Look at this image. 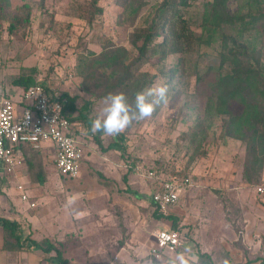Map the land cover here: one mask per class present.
Instances as JSON below:
<instances>
[{
  "label": "rangeland",
  "instance_id": "374dc122",
  "mask_svg": "<svg viewBox=\"0 0 264 264\" xmlns=\"http://www.w3.org/2000/svg\"><path fill=\"white\" fill-rule=\"evenodd\" d=\"M9 1L11 9L26 3L33 8L31 25L17 33L8 31L7 20L0 22V85L15 92V97L23 93L16 81L33 75L53 90L75 96L77 108L85 110L90 103L86 112L92 120L104 107L103 97L123 92L109 76L110 69L101 68L99 73L79 70L81 56L100 53L105 44L127 51L128 62H135L138 69L136 74L147 79L146 87L172 83L173 90L167 106H159L151 118L134 122L116 136L127 139L123 147L109 148L115 137L93 134L82 123L78 134L84 154L76 179L60 175L52 148L35 152L20 171L36 208L29 209L20 197H14L18 194L16 178L0 186V195L4 193L9 203L7 213L21 215L18 224L28 237L61 249L71 264H118L116 258L123 249L134 251L137 230L156 223L148 200L152 182L147 171L164 169L182 171L193 179V186L185 192L190 207L184 214L190 220L182 232H188L190 238L195 228L205 231L215 223L218 231L225 230L220 227L224 222L238 233L230 249L239 250L242 260L247 257L251 250L243 238L239 185L249 187L251 209L263 219L264 195L257 187L264 186V155L262 163H253L246 141L223 134L222 123L228 114L217 112L212 84L218 73L236 68L231 59L223 63L221 56L228 51L242 60L240 69L255 70L264 87V21L241 29L250 14L264 13V0H189L181 8L182 19L200 38L187 52L171 54L165 60L158 55L140 59L133 42L135 27L154 16L165 0ZM215 9L218 16H214ZM219 22L218 31L212 34L210 27ZM172 69L177 71L173 81L169 77ZM230 108L240 113L239 104ZM38 176L44 181L39 182ZM254 199L260 211L254 207ZM261 232L258 244L264 259V222ZM204 240L202 235L199 245ZM229 264H234L232 258Z\"/></svg>",
  "mask_w": 264,
  "mask_h": 264
},
{
  "label": "trees",
  "instance_id": "16d2710c",
  "mask_svg": "<svg viewBox=\"0 0 264 264\" xmlns=\"http://www.w3.org/2000/svg\"><path fill=\"white\" fill-rule=\"evenodd\" d=\"M124 1L123 3H125ZM188 2L189 0H165L163 6L157 10L154 16H149L143 24L135 27L133 42L138 49L140 59L158 55V58L165 60L171 54H183L188 51V48L193 47L192 44L200 37H197L193 31L189 30L190 28L185 25L181 14L182 6L187 5ZM32 12L33 8L30 4L26 3L11 9L9 0H0V22L2 20L8 21V31L10 33H17L19 30L29 27L31 25ZM100 12H102V9H100ZM214 16H218L216 9L214 10ZM248 17L247 21L241 23V29L244 31L249 29L250 26L254 27L255 24L264 21V13H252ZM237 19L233 22L229 20V22L234 23ZM220 23H214L210 27L209 30L212 31V34L218 31ZM102 39L104 38L100 40L102 41ZM221 58L223 63L231 59L236 66L232 72L226 74L218 73L216 80L212 84L217 96V112L219 114H228V118L223 120L222 132L246 141L253 154V163L260 164L264 155V87L260 85L255 70L240 69L243 62L237 54L226 51ZM128 60L129 56L125 49L112 48L105 44L100 53L89 52L86 55H82L79 60V70L99 73L101 68L110 69L111 73L109 76L113 77L114 81L123 87V92L128 96V100H134L135 93L145 89L147 79L142 74H136L138 69L135 67V62L130 63ZM176 72L175 69L169 71V77L172 78V81L175 79ZM35 79L33 75H23L16 82L23 87L24 91ZM171 84H168V96H171L173 92L172 88H170ZM62 95L68 100L65 110L66 114L72 117L74 121L84 123L91 131V119L88 112H86L90 108V103H87V108L83 110L82 107L77 108L75 96L67 92L62 93ZM234 104L241 106L240 113L236 114L231 110L230 107ZM126 143L127 139L124 136L115 137L109 148L123 147ZM24 147L25 162L30 157H33L35 152L41 151L40 149ZM153 170L166 175L178 173L181 176H189L182 171L166 172L164 169ZM60 175L63 176L62 174ZM38 181L43 182L44 177L38 176ZM151 206L155 209L153 212L155 218L170 219L172 224L169 229H178V223L171 213L163 212L153 200ZM0 225L5 229L7 246L11 245L12 248L14 246L19 247L21 235L17 222L9 218L0 217ZM35 244L38 245L36 242ZM41 248L47 252L55 251L54 256L51 257L52 259L57 258L61 264H69L61 249L52 244L41 245ZM202 256L204 257L205 254H202ZM261 264H264V259H262Z\"/></svg>",
  "mask_w": 264,
  "mask_h": 264
},
{
  "label": "built area",
  "instance_id": "2783aa9c",
  "mask_svg": "<svg viewBox=\"0 0 264 264\" xmlns=\"http://www.w3.org/2000/svg\"><path fill=\"white\" fill-rule=\"evenodd\" d=\"M69 75L72 77V72ZM67 102L62 93L39 78L28 85L18 99L0 86V173L12 174L24 164L23 146L41 149L49 143L54 148L58 172L67 178L80 177L84 148L78 131L82 123L66 114ZM147 176L156 183L152 200L165 213L177 205L182 193L193 185L191 176L178 173L166 175L149 169ZM17 188L21 191L19 197L35 207L25 186L19 184ZM257 191L264 195V186H258ZM155 237L157 246L151 250V255L157 264L164 259V251H175L182 244L177 230L159 229Z\"/></svg>",
  "mask_w": 264,
  "mask_h": 264
},
{
  "label": "crops",
  "instance_id": "0c3cea01",
  "mask_svg": "<svg viewBox=\"0 0 264 264\" xmlns=\"http://www.w3.org/2000/svg\"><path fill=\"white\" fill-rule=\"evenodd\" d=\"M3 90L5 91V93L7 92V94L9 95H15L13 94L15 92H9L7 89L4 88ZM16 98L18 99L19 96H16ZM47 146L54 150L53 146L50 145L49 143H45L40 150L42 151L43 148ZM24 148H25L24 146L21 148V153L25 160ZM53 159H54V155H53ZM24 164L12 174H6L3 172L0 173V186L7 181L9 183L10 178L12 177L16 178L17 180H16L15 189L17 190L18 194L15 195L14 197L16 199L17 196L19 197L21 191L18 190L17 186L19 184H23L26 188L27 193L30 196V202L34 201L37 206V202L31 193L30 187L27 185L26 181H23L24 174H22L20 170L24 166ZM151 182L152 185L150 188V195L148 197L150 205L152 202V198H151L152 193L156 189V183L152 179ZM245 188L248 191L247 193L244 191ZM248 189L249 187L248 188L244 187V183H243L241 186L239 185V194H238L239 195L238 200L240 201V206L242 208V212L244 215L243 216L244 222H245V228H244L245 230L243 232V238L245 240V243L248 245L249 249L251 250L248 253L247 257H245L242 260V253L239 250H237L236 252L230 249L231 246L230 243L237 237L238 233L235 232L233 229L230 230V227L226 226L224 222L220 223V227H223L225 230H222L221 228L220 231H218L215 226V224L217 225L218 223H215L212 228L206 229L205 231H202L201 229L198 230L197 228H195L196 230L194 234H192L193 231L190 233L191 234L190 238H188V234H189L188 232L185 233L182 232L183 227L185 226L184 224L187 225V221L190 220L188 216H185L184 214L185 213L184 211H187L190 207V203L187 201L185 197L186 196L185 192H187L188 190L186 189L184 193H182L179 203L174 207H172L168 212L174 216L176 222L178 223L177 231L180 234L182 244L175 251L172 252L164 251L165 258L164 257L163 258L166 260L168 257L174 255L175 253L183 251L185 248H188L190 249V252L188 253L190 264H229L231 258L234 264H261L262 259L260 257L261 251L259 248L260 245L258 244V240L262 236L261 222H264V218L262 219L261 216H258L256 214L258 211L255 212L253 209H251L250 203L252 201L251 199H253L252 198L253 194L251 195L250 190ZM245 194L247 198H244ZM2 195L3 197L0 198L1 201L0 205L3 207V209L0 210V217L9 218L17 222L18 224L20 218H22L20 217L21 215H19L18 217H14L12 214L7 213L6 206H9V203L7 198L5 197V194L2 193ZM20 200L27 205V208L29 209L36 208V206L31 207L29 202L23 201L21 198ZM255 203L256 200L254 199L253 205L256 209L259 210L258 207L259 205ZM246 205H248L249 208ZM151 207L154 212L155 211L154 207L153 206ZM221 210L223 212V209ZM155 219H156V223L153 225V227L146 229L140 228L137 230V233L136 235L133 236V241H132L133 244L135 245L134 251L131 253L129 249L127 248L123 249L116 258L118 264H137V261L139 260L142 253L147 251L148 253L151 254V250L157 246L155 232L159 229H169L172 224V220L170 219H166V218H161V219L155 218ZM206 225L208 224L206 223ZM19 232L21 235V244L19 247L14 246L12 248L10 244H9L10 246H7L6 232L4 227L0 225V264H61L57 258H53V259L51 258L52 256H54L55 251L52 252L45 251L43 248H41V245L42 246L44 245L38 242L36 239H30V237H28V235L25 233V231L22 229L21 226H19ZM202 235H204L206 240H204V242H202V244L199 245L198 242L202 238ZM239 237L242 236L239 235ZM218 239H221V241ZM35 242L38 245H36ZM191 254L197 255V258L195 260L190 259ZM202 254H205V256L203 257ZM69 264L71 263L69 262Z\"/></svg>",
  "mask_w": 264,
  "mask_h": 264
},
{
  "label": "clouds",
  "instance_id": "9594fccd",
  "mask_svg": "<svg viewBox=\"0 0 264 264\" xmlns=\"http://www.w3.org/2000/svg\"><path fill=\"white\" fill-rule=\"evenodd\" d=\"M169 87L166 83L156 82L135 93L133 102H129L124 92L108 93L103 97L104 107L101 112L91 120V132L102 133L104 136L116 137L124 133L134 122H140L152 117L156 109L169 104ZM71 203V201H70ZM185 248L160 261V264H190ZM137 264H157L151 254L145 251Z\"/></svg>",
  "mask_w": 264,
  "mask_h": 264
}]
</instances>
